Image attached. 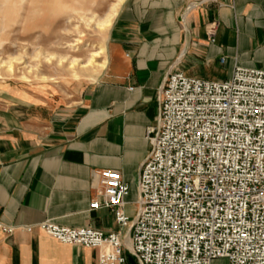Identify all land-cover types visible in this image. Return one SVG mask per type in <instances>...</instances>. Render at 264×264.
<instances>
[{
    "label": "crops",
    "instance_id": "crops-1",
    "mask_svg": "<svg viewBox=\"0 0 264 264\" xmlns=\"http://www.w3.org/2000/svg\"><path fill=\"white\" fill-rule=\"evenodd\" d=\"M119 4L105 34L104 66L74 94L39 95L15 80L0 82V264H97L96 248L40 230L45 219L117 232L125 264H136L126 248L163 80L172 71L222 80L235 66L264 69V0ZM102 168L119 172L128 186L124 226L110 209L89 207L100 200L95 172Z\"/></svg>",
    "mask_w": 264,
    "mask_h": 264
},
{
    "label": "built area",
    "instance_id": "built-area-1",
    "mask_svg": "<svg viewBox=\"0 0 264 264\" xmlns=\"http://www.w3.org/2000/svg\"><path fill=\"white\" fill-rule=\"evenodd\" d=\"M215 27L206 24L210 41ZM146 137L126 248L136 264H264V69L235 66L222 80L168 73ZM95 174L100 200L89 207L110 209L124 226L127 184L114 170ZM37 227L61 243L96 248L97 264H125L117 232L49 219Z\"/></svg>",
    "mask_w": 264,
    "mask_h": 264
},
{
    "label": "rangeland",
    "instance_id": "rangeland-1",
    "mask_svg": "<svg viewBox=\"0 0 264 264\" xmlns=\"http://www.w3.org/2000/svg\"><path fill=\"white\" fill-rule=\"evenodd\" d=\"M114 3L115 0H0V82L15 80L39 95L74 94L82 84L92 81L91 68L86 71L75 65L73 71L67 61L58 66V57H76L85 62L104 44L106 32L94 24H85L82 17L103 18ZM80 4L84 10H70L80 9ZM70 43L75 47L69 49ZM103 58L104 54L96 60ZM127 264L132 262L128 260Z\"/></svg>",
    "mask_w": 264,
    "mask_h": 264
},
{
    "label": "bare ground",
    "instance_id": "bare-ground-1",
    "mask_svg": "<svg viewBox=\"0 0 264 264\" xmlns=\"http://www.w3.org/2000/svg\"><path fill=\"white\" fill-rule=\"evenodd\" d=\"M121 0H115V3L111 5V7L109 8L108 12L106 13V15L103 18H99L96 16H92L89 18H86L85 16H83V22L87 25L94 24L101 32H106L108 30V27L110 25V22L114 16V14H116V9L117 6L120 5ZM81 8L77 9L76 7H72L70 8L71 11L73 12H78V11H82L84 10V6L83 5H79ZM78 34V32H77ZM80 34V33H79ZM76 42H78L79 40H75ZM69 49H72L73 47H75V43L74 44H69L68 45ZM105 51V46L104 44H101L98 46L97 50L93 51L90 55H88L89 57L86 58L85 62H80V59L76 58V57H69L66 58L65 56H59L58 60H57V64L58 66H62V63L64 61H67L68 63V67L71 68L73 71L74 70V66L75 65H80L82 69L88 71L89 68H91V72L92 74L90 75V79L94 80V77L97 75L98 71L104 66L105 63V57L101 60V61H97L96 57H98L99 55L104 54ZM127 246H129L127 244Z\"/></svg>",
    "mask_w": 264,
    "mask_h": 264
}]
</instances>
